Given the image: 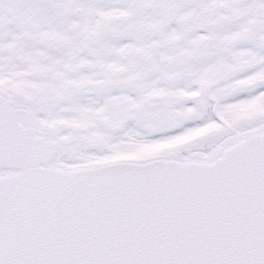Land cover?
<instances>
[{
  "label": "snow or ice",
  "instance_id": "obj_1",
  "mask_svg": "<svg viewBox=\"0 0 264 264\" xmlns=\"http://www.w3.org/2000/svg\"><path fill=\"white\" fill-rule=\"evenodd\" d=\"M0 264H264V0H0Z\"/></svg>",
  "mask_w": 264,
  "mask_h": 264
}]
</instances>
